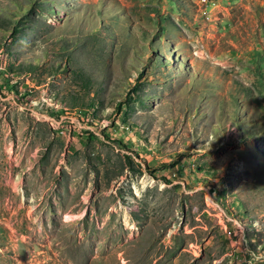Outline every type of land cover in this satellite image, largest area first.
Wrapping results in <instances>:
<instances>
[{
  "label": "rangeland",
  "instance_id": "1",
  "mask_svg": "<svg viewBox=\"0 0 264 264\" xmlns=\"http://www.w3.org/2000/svg\"><path fill=\"white\" fill-rule=\"evenodd\" d=\"M0 264H264V0H0Z\"/></svg>",
  "mask_w": 264,
  "mask_h": 264
},
{
  "label": "trees",
  "instance_id": "2",
  "mask_svg": "<svg viewBox=\"0 0 264 264\" xmlns=\"http://www.w3.org/2000/svg\"><path fill=\"white\" fill-rule=\"evenodd\" d=\"M92 106H94V105H92Z\"/></svg>",
  "mask_w": 264,
  "mask_h": 264
}]
</instances>
